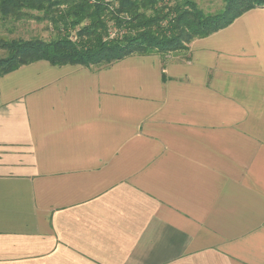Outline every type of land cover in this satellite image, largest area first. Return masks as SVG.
Listing matches in <instances>:
<instances>
[{"label": "crops", "instance_id": "crops-1", "mask_svg": "<svg viewBox=\"0 0 264 264\" xmlns=\"http://www.w3.org/2000/svg\"><path fill=\"white\" fill-rule=\"evenodd\" d=\"M0 264H264V6L186 53L0 77Z\"/></svg>", "mask_w": 264, "mask_h": 264}, {"label": "trees", "instance_id": "trees-1", "mask_svg": "<svg viewBox=\"0 0 264 264\" xmlns=\"http://www.w3.org/2000/svg\"><path fill=\"white\" fill-rule=\"evenodd\" d=\"M223 2L207 13L196 0H0L3 22H45L54 32L47 39H0L8 53L0 59V77L38 61L100 70L132 56L186 53L196 39L264 6V0Z\"/></svg>", "mask_w": 264, "mask_h": 264}, {"label": "rangeland", "instance_id": "rangeland-1", "mask_svg": "<svg viewBox=\"0 0 264 264\" xmlns=\"http://www.w3.org/2000/svg\"><path fill=\"white\" fill-rule=\"evenodd\" d=\"M196 1L199 4V6L207 13H214L219 9H221L224 5L223 0H196ZM33 15H40V14L33 12ZM47 28H48V24L45 22L39 23L37 21H32L27 19L21 21L10 19L7 22H3L0 18V39L29 40L36 37L47 39L49 37V32L46 31ZM7 54L8 53L5 50L0 49V59L6 57Z\"/></svg>", "mask_w": 264, "mask_h": 264}, {"label": "built area", "instance_id": "built-area-1", "mask_svg": "<svg viewBox=\"0 0 264 264\" xmlns=\"http://www.w3.org/2000/svg\"><path fill=\"white\" fill-rule=\"evenodd\" d=\"M91 1H93V0H91ZM110 0H106V2H109Z\"/></svg>", "mask_w": 264, "mask_h": 264}]
</instances>
